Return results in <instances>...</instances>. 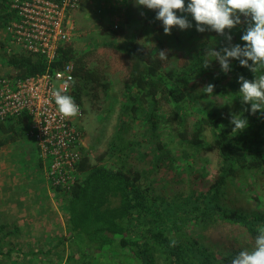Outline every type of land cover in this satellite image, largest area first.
Listing matches in <instances>:
<instances>
[{
	"label": "trees",
	"instance_id": "obj_1",
	"mask_svg": "<svg viewBox=\"0 0 264 264\" xmlns=\"http://www.w3.org/2000/svg\"><path fill=\"white\" fill-rule=\"evenodd\" d=\"M10 1L0 0L3 28L14 17L9 13ZM188 2L185 0L186 5ZM174 11L187 16L192 27L181 30L173 26L171 34H165L162 22L147 15L153 20L149 39L137 37L141 43L129 41L121 50L126 70L124 112L134 120L141 114L152 139H157L156 152L165 153L163 160L176 170L194 164L208 135V148L216 155L212 180L185 193L157 195L151 182L144 185L145 174L131 166L125 169L119 155L114 162L120 164L117 168L100 164L102 156L99 164L92 165L80 148L81 180L68 191L52 188L63 201L64 234L54 247L38 252L45 264H231L239 251L254 247L257 228L264 225V113L252 114L250 104L241 102L238 80L241 75L254 80L255 73L236 59H230L231 70L225 73L219 61L208 56L212 48L220 51L230 44L243 47L241 36L250 18L241 15L240 24L220 35L211 30L198 32L191 15ZM151 12L157 15V10ZM142 25L150 26V21L145 19ZM227 35H231V42ZM0 49L5 51L4 42L0 41ZM161 50H166L167 60L160 59ZM4 62L10 71L0 78L13 79L72 63L70 95L79 105L87 82L108 89L100 74L86 68L84 55L72 45L61 48L50 66L41 56L21 52L9 55ZM260 74L264 70L256 73ZM207 84L215 86L211 95L203 90ZM233 114L247 118L246 129L232 131ZM28 126L26 114L0 122V149L26 138ZM160 130L174 144L183 166L168 145L158 141ZM220 227H225V234L212 240L208 232ZM18 229L17 222L0 220V264L18 259L27 264L30 255L14 241ZM68 242L73 254L52 256L56 250L63 252Z\"/></svg>",
	"mask_w": 264,
	"mask_h": 264
},
{
	"label": "rangeland",
	"instance_id": "obj_2",
	"mask_svg": "<svg viewBox=\"0 0 264 264\" xmlns=\"http://www.w3.org/2000/svg\"><path fill=\"white\" fill-rule=\"evenodd\" d=\"M147 15L155 20L156 15L150 9L138 6L135 0H82L70 15L74 30L68 45H72L77 52L84 55L86 68L100 74L102 82L108 85V89L104 90L101 86L87 82L86 94L81 105L83 117L75 120V124L82 130L81 148L87 154L90 164H99L98 158L102 156L103 162L100 164H109L117 168L120 164L118 162L114 164V162L119 155L125 169L131 166L145 174L142 179L144 185H147L145 182L149 181L157 195L169 196L181 191L185 193L191 188L211 181L216 169V155L211 148H208L211 145V139L207 135L205 138L207 144L201 152L197 153L194 164L186 169L184 167L178 169L177 166L178 170H176L163 160L167 157L165 153L156 152L157 139H152V134L147 129L148 125L141 120V114H138L137 119L134 120L124 112L123 89L126 70L121 50L128 45L129 41L141 43L137 37L143 41L149 39L153 20L147 18ZM4 16V13L0 11V20ZM145 19L150 21V26L142 25ZM3 29L0 27V41L5 45V51L0 49V76H5L6 72L10 71L5 66L4 58L17 52L11 50L7 53L8 43ZM116 29L119 31L115 32ZM157 137L161 139L158 140L161 144L168 145L179 159L177 162L183 166V161L180 162L181 158L176 153L174 144H171L162 130L158 132ZM9 151L13 157L12 160L9 156L13 164L12 170L22 177L29 172L34 173L33 180L28 181L35 185L37 192L44 194L42 187L45 181L43 172L36 167L37 154L33 140L27 136L11 143ZM0 161H4V157L0 156ZM192 176L195 178L192 179ZM2 183L0 181V220L7 223L17 222L6 210L10 203L13 206L17 201L16 191L13 192L8 187L3 188ZM40 192L37 194V202L44 204L41 200L45 199V196L40 197ZM55 201L60 210L62 199L56 197ZM56 218L58 220L52 231L44 232L39 229V232L35 233L37 231L35 227L25 226L22 229L24 232L21 234L19 232L18 238H14V241L22 245V250L30 255L26 259L27 264H45L42 255L38 252L54 247L56 239L64 234V214ZM224 230L225 227L223 229L220 227L212 229L208 234L212 240H219L222 234H225ZM57 253L56 250L52 256L65 258L74 253L73 246L68 242L65 250ZM14 262L12 264H21L22 261L18 259Z\"/></svg>",
	"mask_w": 264,
	"mask_h": 264
},
{
	"label": "built area",
	"instance_id": "obj_3",
	"mask_svg": "<svg viewBox=\"0 0 264 264\" xmlns=\"http://www.w3.org/2000/svg\"><path fill=\"white\" fill-rule=\"evenodd\" d=\"M82 0H11L9 10L13 19L4 26L7 53L16 50L41 56L47 66L55 62L58 52L72 38L70 15ZM73 77V64L24 79L0 78V122L26 114L29 118L28 138L32 139L44 169L49 188L68 191L81 180L78 172L82 130L75 120L79 115L65 118L58 112L52 91L63 87ZM72 92V83L67 93Z\"/></svg>",
	"mask_w": 264,
	"mask_h": 264
},
{
	"label": "clouds",
	"instance_id": "obj_4",
	"mask_svg": "<svg viewBox=\"0 0 264 264\" xmlns=\"http://www.w3.org/2000/svg\"><path fill=\"white\" fill-rule=\"evenodd\" d=\"M135 3L157 10L156 19L162 22L165 34H171L173 26H178L181 30L192 27L187 16H178L174 10L191 15L198 32L211 30L220 35H225V29L230 30L240 24L241 15L250 18L248 27L241 36L245 42L243 47L240 44H230L220 51L212 48L208 50V56L218 60L225 73L231 70L230 59L239 60L242 67L255 73V79L251 81L242 75L239 77V94L242 103L250 104L252 114L257 111L264 113V74L256 75L264 70V0H189L187 5L185 0H135ZM226 39L231 42V35H227ZM158 55L161 60L168 59L166 50L159 51ZM249 61L252 63L249 64ZM207 66L206 60L205 67ZM70 83H74L71 76L63 87L54 89L51 93L58 112L65 118L75 117L80 113V106L67 93ZM214 87L213 84H207L203 90L211 95ZM230 122L234 125L232 131H243L249 123L247 118L237 114L232 115ZM257 233L254 247L239 251L232 257L231 264H264V225L258 226Z\"/></svg>",
	"mask_w": 264,
	"mask_h": 264
},
{
	"label": "crops",
	"instance_id": "obj_5",
	"mask_svg": "<svg viewBox=\"0 0 264 264\" xmlns=\"http://www.w3.org/2000/svg\"><path fill=\"white\" fill-rule=\"evenodd\" d=\"M35 152L37 154L36 147ZM0 156L4 157V161H0V181L3 182L2 186L3 188H11L13 192L16 191L15 194L17 196V201L14 202L13 206L10 203L9 206L6 207V210L14 216L13 220L16 219L20 234L24 232L22 229L25 228V226H30L31 228L35 227V229H37L35 233L39 232V229L44 230V232H47V230H54L56 220H58L56 217H60L63 211L61 209L59 210L57 207L58 203L55 201L56 195L52 189L44 182L45 184L42 187L44 194H41L39 191L41 194L40 197L45 196V199L41 200L44 204L37 202V194H39V192H37L33 183H29V181L33 180L34 173L29 172L25 174V177H22L12 170L13 164L11 159L13 160V157L9 151V144L4 145L0 149ZM36 167L37 170L40 169L43 172L44 177V169L38 154L36 158Z\"/></svg>",
	"mask_w": 264,
	"mask_h": 264
}]
</instances>
